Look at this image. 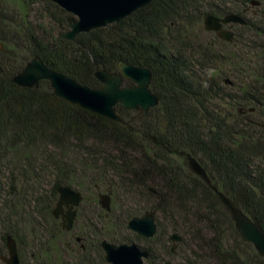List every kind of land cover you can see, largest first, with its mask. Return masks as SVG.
<instances>
[{
    "label": "trees",
    "instance_id": "1",
    "mask_svg": "<svg viewBox=\"0 0 264 264\" xmlns=\"http://www.w3.org/2000/svg\"><path fill=\"white\" fill-rule=\"evenodd\" d=\"M252 1L153 0L69 40L59 30L76 17L51 0H0V251L8 235L20 245L29 205L36 216L50 219L48 238L57 242L68 231L53 214L58 188L107 183L104 192L114 205L123 195L135 203L150 201L126 213L163 217L168 240L178 233L181 244L192 236L215 264H264L213 189L264 232V15L260 24L245 16ZM228 13L244 16L247 24L237 26L250 37L235 31L232 42L214 32L213 40L194 38L204 32L207 14ZM35 56L90 87L100 86L97 70L117 71L120 60L148 67L159 103L144 117L117 106L121 120L115 121L57 96L48 80L38 88L18 85L14 76ZM236 72L250 81L232 80ZM189 155L206 169L212 185L190 170ZM134 235L146 242L156 237ZM75 241L84 254L86 237ZM101 259L108 264L104 255Z\"/></svg>",
    "mask_w": 264,
    "mask_h": 264
},
{
    "label": "water",
    "instance_id": "2",
    "mask_svg": "<svg viewBox=\"0 0 264 264\" xmlns=\"http://www.w3.org/2000/svg\"><path fill=\"white\" fill-rule=\"evenodd\" d=\"M67 12L76 17V21L69 24L68 29L60 32V36L73 40L79 33L105 27L118 22L133 12L150 4L153 0H51ZM252 5H260V1L253 0ZM247 24L243 15L228 13L223 16L207 14L204 17V28L214 32L224 41L232 42L235 32L232 25ZM229 25L230 27H225ZM100 82L98 87L81 84L73 78L50 68L40 57H33L25 67L14 76V81L21 86L38 88L42 80H48L55 94L70 103L80 105L94 113L109 119L120 121L117 106L124 110H139L144 117L149 110L158 105L159 97L151 90L153 73L148 67L134 65L120 60L117 71L99 69L95 72ZM126 82H130L125 84ZM227 83H231L227 80ZM190 170L212 185L211 179L194 157L189 155ZM214 191L219 195L223 204L229 209L235 221V226L242 238L254 245L264 256V232L260 227L239 208L234 201L220 191L216 186ZM59 199L53 210L56 218L64 220V227L70 231L78 214V207L83 200L82 193L70 186L58 188ZM100 204L107 211L111 210L112 197L109 193L99 195ZM69 207L64 214V208ZM128 228L142 237L152 238L157 234L158 224L155 213L148 211L142 216H135L128 222ZM81 238H78L80 241ZM174 243L173 251L182 237L178 233L171 236ZM8 256L3 257L6 264H21L16 239L12 235L6 238ZM108 264H145L149 252L134 243L116 244L107 240L101 242Z\"/></svg>",
    "mask_w": 264,
    "mask_h": 264
},
{
    "label": "rangeland",
    "instance_id": "3",
    "mask_svg": "<svg viewBox=\"0 0 264 264\" xmlns=\"http://www.w3.org/2000/svg\"><path fill=\"white\" fill-rule=\"evenodd\" d=\"M35 6H44V4L38 3ZM256 6L257 5H249V11L245 16L260 24L261 17L263 19L264 15V3L261 4V6L259 5V7ZM237 25L239 24L232 27L234 32H239L244 39L250 37L251 32L249 30L243 29ZM67 29L62 28L59 32ZM194 36L195 39L198 36V38L200 40L202 39L204 42L213 40L214 38L212 33L205 29L202 34L199 33ZM237 74L238 72H236V75H230V78L234 81H238L239 84L250 81V79L246 78V74H241L239 77H237ZM44 182L45 184L42 189L47 192L50 185L47 183V180ZM85 184H87V182ZM76 189L82 193L84 199L78 207V214L74 222L75 228L71 232L65 231L61 233L57 242H53L48 238L50 233H52L53 225L50 219H43L36 216V213L33 212L32 206L30 205L29 210L25 208L27 210L25 215L27 214L26 218L29 219V223L27 228L26 226L24 227L25 230L21 235L20 245L18 246L21 264H79L80 262L104 264L101 258L103 255L105 257V253L103 249L99 250L97 248V240H107L120 244L115 242V239L119 241L122 240V238L126 239V241L133 240L134 244H137L144 250L148 249L151 252L152 256L150 260H145V264H186L185 260L188 261V259L199 261V264H215L214 260L206 256L203 249L199 247V243L194 241L193 237L190 235L183 243L179 244L178 242L174 251H172L174 243L170 239H167L169 229L168 223L160 216L158 219L160 227L156 237L148 242L136 239L134 232L128 228V222L132 217L130 218L126 212H128L127 210H129L130 207L151 205L150 201L139 200L138 203H135L136 199L135 201H129L126 199L125 195H123L115 205L111 201V210L107 211L101 206L99 195L101 193H107L104 191L109 189V184L103 183L96 187H87V189L76 187ZM33 196L34 195H30V199H32ZM55 206L56 203L54 204V207ZM28 212L31 214H28ZM58 221L59 224L62 223L60 218ZM23 224L25 225L24 219ZM77 236L86 237L88 249L84 254L80 251V246L76 244L75 239ZM34 237L37 239L36 242L33 239ZM40 237L44 239L38 240ZM59 247H61L63 251H61ZM42 248L44 250H42ZM206 250L208 249L206 248ZM196 253L199 254L198 258H196ZM7 256V248L0 251V264H6L2 258Z\"/></svg>",
    "mask_w": 264,
    "mask_h": 264
},
{
    "label": "flooded vegetation",
    "instance_id": "4",
    "mask_svg": "<svg viewBox=\"0 0 264 264\" xmlns=\"http://www.w3.org/2000/svg\"><path fill=\"white\" fill-rule=\"evenodd\" d=\"M234 25H236V24H234ZM234 25H232V27L234 26ZM225 27H230L229 25H227V26H225ZM233 30V29H232ZM216 34V33H215ZM125 84H127V82L125 83ZM68 210H69V207H65L64 208V214H67L68 213ZM61 219V222H62V225L64 226L65 225V223H64V220L62 219V218H60Z\"/></svg>",
    "mask_w": 264,
    "mask_h": 264
}]
</instances>
